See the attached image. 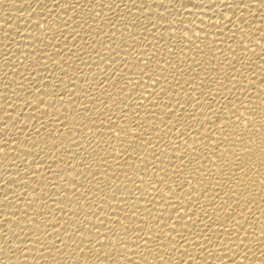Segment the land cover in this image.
Instances as JSON below:
<instances>
[{
  "label": "bare ground",
  "instance_id": "obj_1",
  "mask_svg": "<svg viewBox=\"0 0 264 264\" xmlns=\"http://www.w3.org/2000/svg\"><path fill=\"white\" fill-rule=\"evenodd\" d=\"M0 264H264V0H0Z\"/></svg>",
  "mask_w": 264,
  "mask_h": 264
},
{
  "label": "snow or ice",
  "instance_id": "obj_2",
  "mask_svg": "<svg viewBox=\"0 0 264 264\" xmlns=\"http://www.w3.org/2000/svg\"><path fill=\"white\" fill-rule=\"evenodd\" d=\"M125 231L127 232V229ZM237 239H240L239 233H237ZM89 243H91V241H89ZM231 243L235 244L236 242L235 241H231ZM243 244H244V240L240 239V243L237 246L240 247V246H243ZM136 246L138 247V245H136ZM90 251H91V249H90ZM245 258H247V254L245 255ZM89 259H90V257H89Z\"/></svg>",
  "mask_w": 264,
  "mask_h": 264
}]
</instances>
